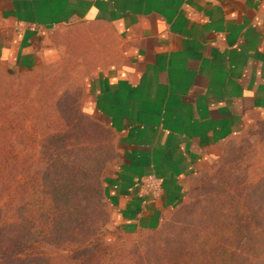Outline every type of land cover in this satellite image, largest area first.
Instances as JSON below:
<instances>
[{
	"label": "crops",
	"instance_id": "1",
	"mask_svg": "<svg viewBox=\"0 0 264 264\" xmlns=\"http://www.w3.org/2000/svg\"><path fill=\"white\" fill-rule=\"evenodd\" d=\"M83 24L105 29L104 55H116L94 68L82 104L112 135L105 192L119 220L153 227L264 117V0H0V63L51 61L50 32ZM149 174L154 200L138 195Z\"/></svg>",
	"mask_w": 264,
	"mask_h": 264
},
{
	"label": "trees",
	"instance_id": "2",
	"mask_svg": "<svg viewBox=\"0 0 264 264\" xmlns=\"http://www.w3.org/2000/svg\"><path fill=\"white\" fill-rule=\"evenodd\" d=\"M89 28L91 36L83 33L74 39L77 48L83 45V53H94V46L105 43L100 26ZM90 41L94 46L86 51ZM115 57V53H108L104 59H92L97 64H107L114 62ZM6 121L5 130L13 131L12 119ZM258 133L264 143V122L259 124ZM63 136L71 142L74 139L69 133ZM60 137L58 132L52 134L53 144ZM256 153L255 186L247 191L238 186L237 175L234 173L233 177L226 165L229 153H224L208 171L191 179L182 205L170 214L171 224L157 233L150 249H125L98 238L99 214L93 209L102 196L100 174L112 156L69 145L63 157L57 155L42 169L32 170L31 156L0 151V231H13L0 245V264H202L203 260L208 264H237L231 261L227 247L218 246L225 236L224 240L227 235L232 237L225 243L230 245L239 234L247 240L250 259H242L238 264H264V150ZM5 209L15 210L16 215L5 216ZM189 220L196 221L197 227L186 243L187 237L180 238L185 234L182 227ZM27 225L29 228L23 230ZM37 237L63 254L62 259L47 254L42 247L36 249ZM216 246L218 253L214 252Z\"/></svg>",
	"mask_w": 264,
	"mask_h": 264
},
{
	"label": "rangeland",
	"instance_id": "3",
	"mask_svg": "<svg viewBox=\"0 0 264 264\" xmlns=\"http://www.w3.org/2000/svg\"><path fill=\"white\" fill-rule=\"evenodd\" d=\"M83 33L92 35L89 25L68 26L51 31L49 40L59 49V55L51 61L38 64L33 69L19 70L0 63V151L9 150L19 155L31 156L32 170L42 169L51 158L57 155L63 157V151L67 150L69 145H77L84 151L95 149L108 153L112 157L105 162L104 168L113 158L111 133L97 127L82 107L85 101L86 80L94 68L99 65L92 58L96 56L104 59L106 49L110 47L108 50L113 51V47L107 45L106 39V44H97V46L90 41L86 43V51L93 46L95 47L93 50L96 51L92 53L90 49V53H83V45L80 44L77 48L74 44L75 37ZM105 35L107 36V32L103 29L102 36ZM101 62L100 64H104V61ZM7 118L13 121V131L5 130L8 125ZM261 122H264V117L248 124L239 136L228 139L222 147L220 156L229 153L227 162L225 161L226 165L231 168L232 176L234 173L237 175L238 186L243 191L252 188L258 181L253 163L257 158L254 157L255 152L258 155L264 150V143L258 133ZM57 132L61 137L53 144L51 135ZM67 133L74 136L72 142L65 136L62 137V134ZM220 156L215 162L219 161ZM104 168L100 174L102 196L98 198L93 208L99 214L98 238L113 247L150 249L149 245L158 238L157 233L171 224L170 214L175 207L182 205V199L153 227L140 225L135 221L123 222L117 218L114 203L105 192L102 179ZM209 169L210 167L206 171ZM4 215H16V211L8 212L5 209ZM196 227V221L189 220L182 227L185 234L180 239L187 237L185 241L189 243L192 238L190 235ZM28 228L29 225L23 227V230ZM0 233H2L0 234V245L6 241V237L13 235L11 228L2 230ZM242 236L237 235L230 245H225L232 238L227 235V239L224 240L226 236L222 238L223 242L218 246L228 248L232 254L233 263L238 264L242 259H250L246 251L247 240ZM36 240L38 242L35 245L36 249L42 247L47 254H52L58 260L62 259L63 254L59 253L49 242L39 237ZM218 247H214L215 253H218ZM192 255L196 256V253ZM228 259L229 257L226 258ZM202 264H208V261L203 260Z\"/></svg>",
	"mask_w": 264,
	"mask_h": 264
},
{
	"label": "built area",
	"instance_id": "4",
	"mask_svg": "<svg viewBox=\"0 0 264 264\" xmlns=\"http://www.w3.org/2000/svg\"><path fill=\"white\" fill-rule=\"evenodd\" d=\"M34 29V28H32ZM161 190L160 180L153 174L146 175L141 183L138 195L140 197H150L151 200L156 199Z\"/></svg>",
	"mask_w": 264,
	"mask_h": 264
}]
</instances>
